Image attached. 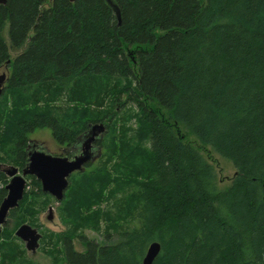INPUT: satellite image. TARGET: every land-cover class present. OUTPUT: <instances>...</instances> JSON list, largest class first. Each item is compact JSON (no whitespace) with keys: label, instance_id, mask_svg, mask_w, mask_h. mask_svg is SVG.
<instances>
[{"label":"trees","instance_id":"obj_1","mask_svg":"<svg viewBox=\"0 0 264 264\" xmlns=\"http://www.w3.org/2000/svg\"><path fill=\"white\" fill-rule=\"evenodd\" d=\"M111 2L120 22L107 0L0 4V166L26 167L35 130L75 153L106 129L98 165L56 206L65 231L40 224L57 202L28 178L0 264H34L23 224L50 264H143L153 243V264H264V0ZM181 127L233 164L226 190ZM8 182L0 168V205Z\"/></svg>","mask_w":264,"mask_h":264},{"label":"water","instance_id":"obj_2","mask_svg":"<svg viewBox=\"0 0 264 264\" xmlns=\"http://www.w3.org/2000/svg\"><path fill=\"white\" fill-rule=\"evenodd\" d=\"M76 0H69L74 2ZM114 8L118 21L120 22V13L117 7L107 0ZM6 0H0V4H5ZM8 74L3 72L0 74V96L4 92L5 85L8 80ZM87 134L80 139V153H73L70 158L66 155H54L44 149L43 146L35 144L30 141L27 148L28 163L22 171L18 168L8 166H0L2 171L10 179L7 183V195L0 205V234L3 229L8 226L9 216L11 211L18 209L24 200V195L28 189V177H34L40 183L42 193L50 195L55 199L57 204L62 202L65 198V193L70 187V179L76 173H83L86 167L93 165V163L101 156V149L97 147V141H101L106 133L104 124L91 125ZM55 218V211L53 207H48V217L46 220L53 222ZM24 243L27 252L36 254L40 248V241L42 239L41 233L38 229L23 224L17 229L14 234ZM160 245L153 243L150 245L143 264H153L154 260L160 252Z\"/></svg>","mask_w":264,"mask_h":264},{"label":"rangeland","instance_id":"obj_3","mask_svg":"<svg viewBox=\"0 0 264 264\" xmlns=\"http://www.w3.org/2000/svg\"><path fill=\"white\" fill-rule=\"evenodd\" d=\"M7 29V28H6ZM5 30V36L7 38V30ZM15 52L12 51V57H15ZM6 72L9 76V71L6 68H3L0 70V74ZM179 133L182 135V138H185L196 150L199 151V153L202 155V157L209 163L214 171V178L217 185V189L219 191H224L230 186L232 179L234 178L236 173V169L233 166L229 160L222 158L220 155L215 153L213 150L210 149V147L202 145L196 138H193V136L183 127L179 130ZM29 140L36 142L35 144L41 145L44 147L45 150H47L49 153L54 155H60L62 154L63 148L61 147L56 141L54 140L51 131L49 129H42V130H35L34 133L29 135ZM105 153V149L103 150ZM98 160H96L93 165L87 168V172L93 171L96 166L98 165ZM29 178V177H28ZM10 180V179H9ZM29 182V181H28ZM27 182V183H28ZM29 184V183H28ZM32 187H29L27 190H31ZM57 203H53L48 207H53L55 211V218L53 219V222H49L47 219L48 217V211H45L44 214L42 213L39 216V222L44 227L47 228L50 231L54 232H61L65 231L66 227L63 224L62 220H60V217L57 212ZM10 226L9 228H14L15 222L14 220L9 221ZM87 238L89 240L95 241V243L103 244V234L97 233L96 231H90L85 230L84 231ZM24 244V243H23ZM75 246V249L79 252L84 251V247L80 245V243L75 242L73 244ZM28 256L31 258L32 262L34 264H50L51 260L42 252L38 250L36 254L27 253Z\"/></svg>","mask_w":264,"mask_h":264},{"label":"flooded vegetation","instance_id":"obj_4","mask_svg":"<svg viewBox=\"0 0 264 264\" xmlns=\"http://www.w3.org/2000/svg\"><path fill=\"white\" fill-rule=\"evenodd\" d=\"M96 146L99 147L98 144H96ZM80 152L81 151L79 150V151L76 152V154H79ZM72 154H73L72 148L64 147L63 151H62V154H60V155H66V156H69L70 158H72L74 156Z\"/></svg>","mask_w":264,"mask_h":264}]
</instances>
